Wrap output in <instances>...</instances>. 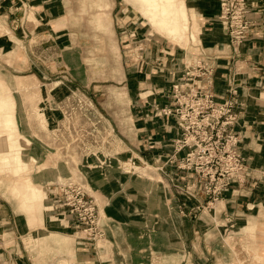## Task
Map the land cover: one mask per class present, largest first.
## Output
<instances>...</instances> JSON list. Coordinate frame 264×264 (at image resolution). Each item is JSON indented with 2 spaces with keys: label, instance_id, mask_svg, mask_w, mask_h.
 <instances>
[{
  "label": "crops",
  "instance_id": "0c3cea01",
  "mask_svg": "<svg viewBox=\"0 0 264 264\" xmlns=\"http://www.w3.org/2000/svg\"><path fill=\"white\" fill-rule=\"evenodd\" d=\"M186 3L193 42H200L198 51L164 45L155 39L135 41L133 38L132 42L141 43L140 50L143 48L144 51L140 59L135 62L131 60L128 65L131 67L126 68L125 72L128 93L132 94L131 117L134 118L125 119L129 125L126 132L133 134L134 138L129 137L131 135L127 138L136 142H126L124 152L132 156V161L139 159L156 166L162 179L159 184L162 182L166 186H163V194L162 190L159 196L154 197L141 194L139 201L126 196L124 199L128 198L129 201L124 200V204H130L122 211L115 210L120 208L116 202L109 201L110 206L105 207L104 248L100 249L99 243L76 240L77 259L72 264H230L232 259L227 253V245L223 250V244L213 238L219 233L210 224L213 218L218 217L223 221L234 220V226L239 223V239L249 234L247 243L252 244L259 254L264 251V0H249V18L253 25L248 38L240 46L232 45L228 32L218 20V0H186ZM192 11L197 15V21ZM71 14V0H0V29L7 28L6 33L1 34L4 37L0 38V48L4 49L10 42L20 45L52 41L63 51V43H72L77 36L80 40L83 33ZM146 46L153 48L148 50ZM66 47L70 48L69 45ZM19 49L22 50V46ZM129 56L136 55L130 53ZM199 61L215 67L211 88L218 102L230 97L231 88L237 90L239 121L235 130L239 133L242 154L251 172L245 182L232 189L235 195L232 191H226L215 200L203 191L188 197L177 190L176 185H187L200 177L195 172L180 168L189 149L175 148L174 140L181 136L176 119L167 118L159 111L171 103L168 93L188 64ZM9 118L5 121L3 116L0 125L13 123L14 131L17 128L18 131L14 132L12 139H8L4 138L6 133L0 127V143L11 142L18 147L28 148V152L26 157L20 154L22 168L0 163V170L13 173L25 171L37 153L31 141L20 133L16 115ZM114 182L116 189L121 187L120 183ZM146 182L145 190H148L149 182ZM22 183L27 185L28 197L22 198L13 191ZM249 186L257 193L236 195ZM38 190L42 197V187L35 185L30 178H24L12 187L14 194L20 196L24 203L38 201ZM123 194V190L121 193L119 191V194H114V199ZM216 206H220L219 211ZM210 208L214 209V213L208 210ZM43 210L44 207H41L39 213L26 212L28 224H23L19 216L5 214L0 205V256L5 264H39L22 245V237L34 236L40 230V238H45L39 241L42 247L52 246L50 238L53 235H56L59 246H73L69 235L78 231L76 219L65 215L61 222H57L48 218L47 214L44 216ZM117 219L122 222L117 223ZM153 220L159 221L158 226L147 227L150 224H144ZM252 222L254 229L250 231L248 227ZM40 223L43 225L32 227ZM7 230L9 232L5 234ZM47 241H50L49 245ZM214 248L215 253L212 251ZM243 256L244 251L238 253L237 263L240 264L239 259Z\"/></svg>",
  "mask_w": 264,
  "mask_h": 264
},
{
  "label": "rangeland",
  "instance_id": "374dc122",
  "mask_svg": "<svg viewBox=\"0 0 264 264\" xmlns=\"http://www.w3.org/2000/svg\"><path fill=\"white\" fill-rule=\"evenodd\" d=\"M71 1V15L83 31L80 40L77 36L73 38L74 42L63 43V51L52 41L47 44L27 42L20 45L10 42L4 49L0 48V119L15 114L20 133L31 141L37 153L25 171L13 173L0 170V205L5 214L19 216L23 224H28L26 212L39 213L41 207H44V216L47 214L48 218L61 222L66 211L59 205L60 186L75 182L96 202L100 225L105 233V207L110 206L109 201L116 202L120 209L115 210L122 211L130 204H124V200L129 201L124 197H131L134 201L137 198L139 201L141 194L159 196L160 190L163 194L165 186L162 182L159 184L162 179L156 166L139 159L132 161V156L124 152L126 142H136L131 139L133 134L126 132L129 125L125 119L134 118L131 117L132 94L128 93L125 72L126 68L131 67L128 65L140 59L144 51L143 48L140 50L141 43H133L132 39H155L164 45H177L188 51H198L200 42H193L194 35L191 36L190 32L186 41H176L163 34L132 0ZM179 1L187 8L186 0ZM98 15L103 20H111L109 28L99 26ZM6 29H0V38L4 37L1 34L6 33ZM68 45L70 48L66 47ZM146 47L148 50L153 48ZM130 53L136 56H129ZM3 131L6 133L4 138L12 139L18 128L14 131L3 127ZM127 136L131 137L130 140ZM24 178H30L35 185L42 187L40 201L24 203L20 196L14 194L13 185ZM114 180L120 183V188L116 189ZM146 181L149 182L148 190H145ZM237 185H231L227 191L235 195L232 189H236ZM250 186L236 195H254ZM121 189L124 194L114 199V194L121 193ZM224 193L226 191L219 196ZM217 209L219 211L220 206H216ZM208 210L214 213V209ZM234 222L232 219L223 221L218 217L213 218L210 224L219 233L212 235L213 238L223 244V250L224 245H227V253L232 259L230 264H239L237 255L243 251L240 264L248 260L245 264H264V251L259 254L252 244L247 243L249 234L241 236L240 240L237 233L241 228L239 223L234 226ZM144 224H150L147 227L158 226L159 221ZM42 225L31 226L37 228ZM77 229L79 233L74 231L69 235L73 245L70 248L66 244L59 246L56 235L50 238L52 246L47 241L49 247H42L39 241L45 238H40L41 230L35 232L34 236H23L22 245L39 264L76 262V240L96 245L99 243L98 247L104 248L102 243L105 235L92 241ZM248 229H254L253 222ZM8 232L5 231V234ZM212 251L215 253L216 248Z\"/></svg>",
  "mask_w": 264,
  "mask_h": 264
},
{
  "label": "built area",
  "instance_id": "2783aa9c",
  "mask_svg": "<svg viewBox=\"0 0 264 264\" xmlns=\"http://www.w3.org/2000/svg\"><path fill=\"white\" fill-rule=\"evenodd\" d=\"M218 1V20L228 32L232 45L240 46L248 38L253 25L249 18V0ZM214 74L215 67L206 66L204 61L188 64L168 93L171 103L159 109L161 115L176 119L181 131V136L174 140L175 148L189 149L180 168L200 177L190 184L176 185L177 190L188 197L203 191L213 200L231 185L245 182L250 175L240 147L239 133L235 130L239 121L237 90L231 88L230 97L218 102L211 88ZM59 202L65 214L76 219L77 228L90 240L105 235L96 202L78 183L62 184ZM0 264H5L1 256Z\"/></svg>",
  "mask_w": 264,
  "mask_h": 264
},
{
  "label": "bare ground",
  "instance_id": "6f19581e",
  "mask_svg": "<svg viewBox=\"0 0 264 264\" xmlns=\"http://www.w3.org/2000/svg\"><path fill=\"white\" fill-rule=\"evenodd\" d=\"M133 3L139 8L142 14L147 16L155 26L163 33L170 36L173 40L180 41L181 39L187 40L188 33L190 31L189 19L190 13L188 6L187 8L182 5L179 0H132ZM100 6L102 3L98 2ZM192 10V9H191ZM191 14L194 17V20L197 21V15L192 11ZM104 15V14H103ZM99 20V26L109 28L110 19L103 20L101 15L97 16ZM3 20V19H2ZM4 21V20H3ZM185 21V22H184ZM6 23V22H4ZM197 22H195V27ZM189 41V40H188ZM188 43V42H187ZM186 43V44H187ZM10 116H4L5 121ZM3 127H7L8 130H13L14 124L7 123L3 124ZM28 152V148L18 147L17 145L12 144L11 142L0 143V163L13 165L16 169L23 167V162L20 158V154H23L25 157ZM15 157V158H11ZM15 193H18L22 198L27 196V185L22 183L13 188ZM38 199L40 200V191L38 190ZM261 232V231H260Z\"/></svg>",
  "mask_w": 264,
  "mask_h": 264
}]
</instances>
